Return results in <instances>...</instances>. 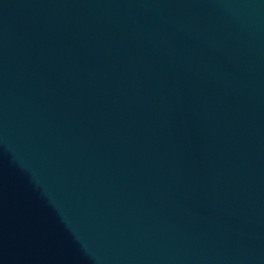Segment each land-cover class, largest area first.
<instances>
[{
	"label": "water",
	"instance_id": "obj_1",
	"mask_svg": "<svg viewBox=\"0 0 264 264\" xmlns=\"http://www.w3.org/2000/svg\"><path fill=\"white\" fill-rule=\"evenodd\" d=\"M0 264H264V0H0Z\"/></svg>",
	"mask_w": 264,
	"mask_h": 264
}]
</instances>
